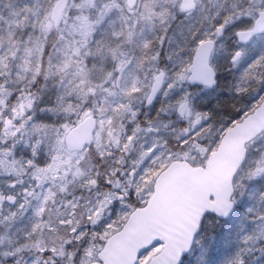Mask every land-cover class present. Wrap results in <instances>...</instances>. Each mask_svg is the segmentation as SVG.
<instances>
[{
    "label": "snow or ice",
    "instance_id": "6c2138e0",
    "mask_svg": "<svg viewBox=\"0 0 264 264\" xmlns=\"http://www.w3.org/2000/svg\"><path fill=\"white\" fill-rule=\"evenodd\" d=\"M0 264H264V0H0Z\"/></svg>",
    "mask_w": 264,
    "mask_h": 264
}]
</instances>
